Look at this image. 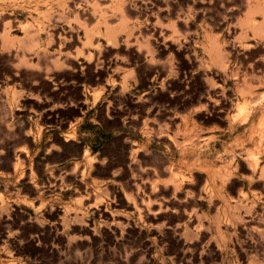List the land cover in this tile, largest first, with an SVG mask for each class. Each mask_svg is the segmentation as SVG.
Listing matches in <instances>:
<instances>
[{
  "label": "rangeland",
  "instance_id": "374dc122",
  "mask_svg": "<svg viewBox=\"0 0 264 264\" xmlns=\"http://www.w3.org/2000/svg\"><path fill=\"white\" fill-rule=\"evenodd\" d=\"M261 7L0 0V264H264Z\"/></svg>",
  "mask_w": 264,
  "mask_h": 264
},
{
  "label": "bare ground",
  "instance_id": "6f19581e",
  "mask_svg": "<svg viewBox=\"0 0 264 264\" xmlns=\"http://www.w3.org/2000/svg\"><path fill=\"white\" fill-rule=\"evenodd\" d=\"M262 8V11H263V14H264V7H261ZM264 17V16H263ZM263 21H264V18H263ZM264 23V22H263ZM262 29H263V25H262Z\"/></svg>",
  "mask_w": 264,
  "mask_h": 264
}]
</instances>
